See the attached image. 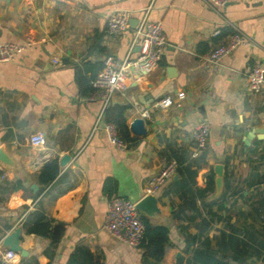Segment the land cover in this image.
Instances as JSON below:
<instances>
[{
	"label": "crops",
	"instance_id": "0c3cea01",
	"mask_svg": "<svg viewBox=\"0 0 264 264\" xmlns=\"http://www.w3.org/2000/svg\"><path fill=\"white\" fill-rule=\"evenodd\" d=\"M227 1L215 10L204 0H36L32 5L0 0V44L32 43L14 62L0 63V149L15 163L12 170L0 164L2 264H31L32 259L68 264L79 245L103 264H145L143 250L120 243L103 229L108 202L117 196L138 203L147 196L151 176L172 160L197 175L191 179L178 170L154 195L161 213L146 218L170 230L159 264L187 260L186 237L203 230V238L216 246L222 230L236 228L244 237L248 226L264 228V140L251 135L264 124V86L252 94L246 77L255 63H264L263 55L257 48L239 47L220 66L205 61L235 29L264 42V0ZM118 10L130 11L132 17L128 31L114 34L107 21ZM145 12L147 21L162 24L169 46L157 70L131 81L125 95L111 103L130 106L128 127L139 117L138 106L151 113L144 120L145 134L131 133L138 141L123 150L95 130L103 103L81 96L76 68L104 63L109 56L135 59L140 51L135 31ZM217 29L221 33L213 36ZM167 96L174 99L172 108H152ZM200 121L209 126L210 140L204 153L192 159V134ZM38 132L47 138L42 149L29 143ZM64 156L70 160L62 167ZM55 158L59 176L44 187L39 174ZM217 165L224 166L218 195ZM108 180L117 183L111 197L105 192ZM38 206L65 224L53 260L45 255L50 242L26 233L25 222ZM16 228L28 256L7 263L2 241Z\"/></svg>",
	"mask_w": 264,
	"mask_h": 264
},
{
	"label": "built area",
	"instance_id": "2783aa9c",
	"mask_svg": "<svg viewBox=\"0 0 264 264\" xmlns=\"http://www.w3.org/2000/svg\"><path fill=\"white\" fill-rule=\"evenodd\" d=\"M32 5L36 0H21ZM205 4L218 10L227 5V0H204ZM147 13L142 23L135 31V42L139 46V54L135 59L125 58L122 61L113 56L106 57L104 67L92 82L95 92L88 98V101L99 100L103 103V111L99 116L95 130H102L108 142L119 148L126 149L128 145L118 136L115 127L104 120V111L112 103L116 96L125 95L131 81L138 80L152 74L158 69L162 58L169 46L165 36L163 26L160 22H149L146 20ZM130 11L118 10L113 12L107 21L108 30L114 34H121L130 29ZM220 29L214 31L213 36H218ZM32 43L26 46L5 43L0 44V63L14 62L19 53L27 51ZM239 47L257 48L264 58V42L258 44L249 36L241 33L237 29L225 43L216 46L205 61L209 65L220 66L225 58L231 55ZM55 64H60L59 60H54ZM250 93L259 94L264 86V63H255L246 74ZM175 105L172 97H165L153 103V109H170ZM136 106H138L136 104ZM140 119H151L150 110L138 106ZM193 148L191 158H199L207 149L210 140V128L206 122L200 121L192 134ZM30 145L35 149H42L47 145L46 135L42 132L33 134L29 138ZM179 169V164L172 160L164 168L151 176L147 186V195H156L159 190L170 181ZM37 203L35 202L34 206ZM137 203L122 197H112L108 202L107 216L103 229L115 240L132 247L139 248L144 241L145 226L142 215L136 209ZM18 256L13 251H6L2 259L10 263Z\"/></svg>",
	"mask_w": 264,
	"mask_h": 264
},
{
	"label": "trees",
	"instance_id": "16d2710c",
	"mask_svg": "<svg viewBox=\"0 0 264 264\" xmlns=\"http://www.w3.org/2000/svg\"><path fill=\"white\" fill-rule=\"evenodd\" d=\"M103 67L104 63L94 65L85 63L82 67L78 66L76 68L75 79L82 97L89 98L95 92L92 82ZM89 73L91 75H88ZM129 109V105L110 104L104 111L105 122L115 127L119 138L128 146L138 141L132 137L127 124V112ZM178 170L182 176L187 175L191 179L197 175V172H193L188 168H179ZM59 173L58 158L48 161L39 174V184L44 187L50 186L56 181ZM116 187V182L108 180L105 184V192L111 197L116 192ZM42 193L39 192L38 197ZM142 221L145 226V237L139 248L144 252L145 264H159L162 262L165 249L170 242V230L164 226H153L145 216H142ZM209 225L210 223L206 222L204 229L207 230ZM25 227L28 235H36L50 242L45 255L50 260H53L55 251L64 236L65 224L51 219L38 206L34 212L29 214ZM245 231L243 237L242 231L236 228L222 230L216 246L212 245L209 237L203 238L204 230L198 235H189L186 237V252L189 253V250L191 251L190 257L187 260L178 259L177 264H256L258 262L264 264V228L256 230L255 227L248 226ZM31 262V264H38L36 259H32ZM0 264H2L1 261ZM68 264L103 263L87 246L79 245L70 255Z\"/></svg>",
	"mask_w": 264,
	"mask_h": 264
},
{
	"label": "water",
	"instance_id": "95a60500",
	"mask_svg": "<svg viewBox=\"0 0 264 264\" xmlns=\"http://www.w3.org/2000/svg\"><path fill=\"white\" fill-rule=\"evenodd\" d=\"M66 62V60H63ZM169 72H174L173 68L168 69ZM130 132L137 137H141L145 134V122L143 119L136 118L133 120L129 125ZM251 135L253 138L256 136L259 140H264V124L259 127L255 128L251 131ZM70 157L64 156L60 160V165L65 167L66 164L69 162ZM0 164L4 165L8 170H12L15 168L14 161L4 152L3 149H0ZM215 173L217 175L216 179V192L217 195L221 191L223 185V177H224V166L217 165L215 166ZM33 190H36L37 187L33 186ZM137 211L142 215L149 219L155 218L159 215L160 209L158 207V199L153 195H147L142 198L136 205ZM21 229L16 228L11 231L2 241V246L7 249L8 251H13L20 255L21 258H26L28 256V252L23 250L20 246L21 243ZM261 264V263H256Z\"/></svg>",
	"mask_w": 264,
	"mask_h": 264
}]
</instances>
